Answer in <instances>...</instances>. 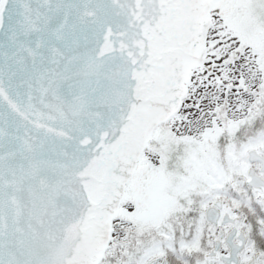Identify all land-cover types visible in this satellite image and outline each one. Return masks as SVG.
Instances as JSON below:
<instances>
[{"label": "snow or ice", "instance_id": "obj_1", "mask_svg": "<svg viewBox=\"0 0 264 264\" xmlns=\"http://www.w3.org/2000/svg\"><path fill=\"white\" fill-rule=\"evenodd\" d=\"M0 264H264V0H0Z\"/></svg>", "mask_w": 264, "mask_h": 264}]
</instances>
